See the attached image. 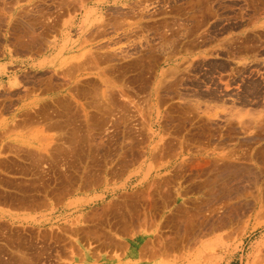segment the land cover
Wrapping results in <instances>:
<instances>
[{"label":"rangeland","instance_id":"1","mask_svg":"<svg viewBox=\"0 0 264 264\" xmlns=\"http://www.w3.org/2000/svg\"><path fill=\"white\" fill-rule=\"evenodd\" d=\"M21 1L30 0H0L1 34L7 16ZM87 1L80 0L86 16L80 59L86 62L82 82L93 81L94 94L81 99L82 105L91 107L83 115L94 117L98 151L108 141L114 154L123 148L131 156L134 142L144 140V149L139 150L144 152L139 162L144 170L132 166L123 182L115 185L113 179L118 191L106 199L113 207L112 218L103 210L91 228L66 225L70 240L65 241L34 235L25 242L17 233L16 241L0 240V264H84L83 242L69 235L77 226L90 228L86 243L98 249L91 264H264V0H95L97 26L104 24L105 11H112L114 20L107 41L98 35L93 42L86 36ZM118 9L127 10L129 17H117ZM132 78L145 80L143 95L132 96L127 89ZM217 103L223 105L219 110L213 108ZM172 104L185 106L179 123L210 129L218 120L226 134L223 193L210 194L202 212L189 204L187 217L177 225L168 224L167 207L159 210L169 185L165 182L167 187L158 189V167L150 160V154L164 146L166 137L160 129ZM154 138L159 139L157 146ZM232 161L235 168L227 164ZM117 163L112 162L113 168ZM176 199L186 206L189 198L177 193ZM124 202L128 207L122 209ZM206 217L210 234L200 239V222ZM122 235L136 239L138 251H133L136 256L129 263L122 262L128 259L121 260L123 254L116 261L100 251L106 238Z\"/></svg>","mask_w":264,"mask_h":264},{"label":"crops","instance_id":"2","mask_svg":"<svg viewBox=\"0 0 264 264\" xmlns=\"http://www.w3.org/2000/svg\"><path fill=\"white\" fill-rule=\"evenodd\" d=\"M64 1L55 5L48 0L21 1V6L15 13L11 11L7 16L2 33L0 240L8 243L17 240V233L20 235L19 239L25 242L32 241L34 235L43 236L44 240L49 241L70 240L65 236L66 225L89 224L91 228V225L98 223L97 217L104 212L103 210L105 217L109 214L112 218L113 207L108 206L106 199L118 191L113 188V179L116 178L115 185L123 182L132 166L144 170V163L139 165V162L144 160V152L139 151L144 149V140L134 142L133 148L136 147V151H132L131 156L128 152H123V148L120 153L114 154L109 148L111 142L105 141L99 151L96 147L98 144L94 117L91 114L89 117L83 115L88 111L87 105L80 103L82 98L90 97L94 93V90H91L93 81L88 79L82 82L84 77L81 72L82 65L86 62L82 63L79 56L82 52L81 24L83 19L86 20V16L80 8V0H69L68 6ZM94 1L88 0L86 3L89 13L88 23H85V27L88 26L86 36L90 42H93L98 35H104L107 41V36L112 34L114 14L112 11H105L104 24L98 27L97 5L93 3ZM115 13L122 20L129 17L127 10L118 9ZM88 48L91 49L92 46L89 45ZM143 83V79L132 78L128 82L127 89L131 91L132 96L143 95ZM222 107L223 105L219 103L213 105L217 110ZM184 108L185 106L176 104L168 106L166 111L168 121L160 129L166 137L164 146L159 147L158 152L156 150L150 154V160L158 167V189L161 191L162 187L166 186L165 182L169 185L167 199L159 210L167 207L165 210L168 211L165 215L168 224L176 225L182 218L187 217V212L192 208L189 204H196L202 212L203 204L208 205L209 195L223 193L225 186L224 125L216 120L211 123L210 129L209 126L198 129L196 126H191L190 122L179 123L178 119ZM232 138L235 140V135ZM157 141L159 139L154 138V146H157ZM76 151H80V154ZM130 159L135 160V163H128ZM113 161L118 162L117 168H113ZM227 164L232 168L236 167L235 161ZM117 169L121 171H114ZM181 169L186 171L183 172ZM119 192L125 193L124 190ZM128 193L126 190L127 195ZM177 193H181L183 199L189 198L186 206H182L176 199ZM124 207H128L127 202L121 204V208ZM209 225L208 217L206 220L201 219L200 233L197 234L200 239H208ZM71 228L72 232L69 235L72 239L84 244L86 254L83 256L86 257L83 263L91 264L98 249L86 243L91 239L88 231L90 228L88 230L78 226ZM106 239L107 243L105 248L100 249L101 253L105 250L109 253L107 256L114 257L112 259L116 261L119 257L117 255L123 254L120 259L128 258L122 261L125 263H129L136 256L134 252L138 250L134 248L135 238L122 235L118 238ZM112 259L107 261L110 262Z\"/></svg>","mask_w":264,"mask_h":264},{"label":"bare ground","instance_id":"3","mask_svg":"<svg viewBox=\"0 0 264 264\" xmlns=\"http://www.w3.org/2000/svg\"><path fill=\"white\" fill-rule=\"evenodd\" d=\"M39 1V0H38ZM41 2V1H40ZM75 2V1H74ZM13 3V2H12ZM55 3V2H54ZM72 3V2H71ZM75 3H77V2H75ZM13 4H15V3H13ZM78 4V3H77ZM8 5H9V3H8ZM65 5V4H64ZM30 6H32V5H30ZM68 6V5H67ZM25 7V6H24ZM39 8V7H38ZM72 8H74L73 6H72ZM57 9V8H56ZM64 9V8H63ZM75 9V8H74ZM32 10V9H31ZM41 10V9H40ZM44 10V9H43ZM73 10V9H72ZM58 12V11H57ZM23 13V12H22ZM55 13V12H54ZM18 14V13H17ZM25 14V13H24ZM45 14V13H44ZM31 15V14H30ZM36 16V15H35ZM33 17V16H32ZM30 18V17H29ZM17 19V18H16ZM33 19H34V17H33ZM36 20V19H35ZM58 20V19H57ZM19 21V20H18ZM37 21V20H36ZM38 21H39V19H38ZM36 23V22H35ZM47 23H48V21H47ZM25 24V23H24ZM29 25V24H28ZM51 25V24H50ZM13 26V25H12ZM18 26V25H17ZM20 26V25H19ZM47 26V25H46ZM16 27V26H15ZM28 27V26H27ZM49 27V26H48ZM23 29V28H22ZM26 31H28V30H26ZM8 32V31H7ZM11 32V31H10ZM33 32V31H32ZM40 32V31H39ZM48 32H50V31H48ZM14 33V32H13ZM25 33V32H24ZM28 33V32H27ZM47 33V32H46ZM31 34V33H30ZM33 34H34V32H33ZM92 34V33H91ZM32 35V34H31ZM15 36V35H14ZM33 37V36H32ZM49 37V36H48ZM91 37V36H90ZM95 38V37H94ZM32 39H34V38H32ZM93 39V38H92ZM15 40H17V39H15ZM42 40V39H41ZM25 41V40H24ZM27 42V41H26ZM25 42V43H26ZM48 42H49V40H48ZM48 42H46V43H48ZM21 44V43H20ZM82 53V52H81ZM94 54H95V52H94ZM96 55V54H95ZM94 55V56H95ZM80 56V55H79ZM95 58V57H94ZM97 59V58H96ZM138 59V58H137ZM94 60V59H93ZM138 62V61H137ZM142 62V61H141ZM139 63V62H138ZM73 67V66H72ZM76 68V67H75ZM137 72V71H136ZM136 76V75H135ZM138 76V75H137ZM136 76V77H137ZM144 76V75H143ZM140 78V77H139ZM145 79V78H144ZM145 81V80H144ZM117 83V82H116ZM137 83V82H136ZM50 84V83H49ZM93 85V84H92ZM138 86V85H137ZM80 87V86H79ZM83 89V88H82ZM108 89V88H107ZM87 90H88V88H87ZM91 90H93V89H91ZM90 90V91H91ZM96 91V90H95ZM100 92V91H99ZM82 93V92H81ZM85 93V92H84ZM97 93H98V91H97ZM96 93V94H97ZM112 93V92H111ZM79 94H80V92H79ZM89 94V93H88ZM94 94V93H93ZM109 94V93H108ZM113 94V93H112ZM127 94V93H126ZM75 95V94H74ZM100 95V94H99ZM128 95V94H127ZM80 96V95H79ZM85 96V95H84ZM81 97V96H80ZM110 97V96H109ZM7 98H8V96H7ZM90 98V97H89ZM107 98V97H106ZM113 98V97H112ZM87 99V98H86ZM93 99H95V98H93ZM66 100H67V98H66ZM71 100V99H70ZM69 100V101H70ZM107 100V99H106ZM112 100V99H111ZM132 100V99H131ZM11 101V100H10ZM60 101V100H59ZM114 101V100H113ZM89 102H90V100H89ZM88 102V103H89ZM56 103V102H55ZM60 103H61V101H60ZM71 103V102H70ZM87 103V104H88ZM99 103V102H98ZM103 103V102H102ZM46 105V104H45ZM61 105V104H60ZM77 105V104H76ZM89 105V104H88ZM87 105V107H90V106H88ZM91 105V104H90ZM105 105V104H104ZM131 105V104H130ZM48 106V105H47ZM71 106V105H70ZM100 106V105H99ZM59 107H61V106H59ZM79 107V106H78ZM86 107V106H85ZM84 107V108H85ZM92 107H93V105H92ZM67 108V107H66ZM96 108V107H95ZM98 108V107H97ZM104 108V107H103ZM50 109V108H49ZM62 109V108H61ZM87 109V108H86ZM90 109H91V107H90ZM105 109V108H104ZM65 110V109H64ZM75 110H76V108H75ZM93 110V109H92ZM45 111V110H44ZM63 111V110H62ZM96 111V110H95ZM102 111V110H101ZM104 111H106V109L104 110ZM113 111V110H112ZM86 112V111H85ZM114 112V111H113ZM118 112V111H117ZM124 112V111H123ZM122 112V113H123ZM132 112H134V111H132ZM138 112V111H137ZM63 113H65L64 111H63ZM79 113V112H78ZM101 114V113H100ZM107 115H109L108 113H106ZM127 114V113H126ZM78 115V114H77ZM96 115V114H95ZM94 115V116H95ZM43 116V115H42ZM47 116V115H46ZM49 116V115H48ZM68 116V115H67ZM90 116V115H89ZM98 116V115H97ZM37 117V116H36ZM54 117V116H53ZM75 117V116H74ZM82 117V116H81ZM134 117V116H133ZM140 117V116H139ZM41 118H43V117H41ZM63 118V117H62ZM83 118V117H82ZM81 118V119H82ZM109 117H107V119H108ZM121 118V117H120ZM50 119V118H49ZM55 119V118H54ZM77 119V118H76ZM90 119V118H89ZM125 119V118H124ZM35 120V119H34ZM53 120V119H52ZM91 120V119H90ZM93 120V119H92ZM113 120V119H112ZM120 120V119H119ZM118 120V121H119ZM121 120H122V118H121ZM95 121V120H94ZM93 122V121H92ZM106 122V121H105ZM49 123H51V122H49ZM115 123V122H114ZM111 124V123H110ZM113 124V123H112ZM119 124H120V122H119ZM50 125V124H49ZM94 127V126H93ZM98 127V126H97ZM99 128H101V127H99ZM129 128V127H128ZM90 129V128H89ZM132 129V128H131ZM77 130V129H76ZM98 130V129H97ZM102 130V129H101ZM120 130V129H119ZM60 131V130H59ZM73 131V130H72ZM81 131V130H80ZM84 131V130H83ZM82 131V134L84 133ZM87 131V130H86ZM58 133V132H57ZM75 133V132H74ZM134 133V132H133ZM64 134V133H63ZM77 134V133H76ZM90 135V134H89ZM109 135V134H108ZM60 136V135H59ZM64 136V135H63ZM74 136V135H73ZM72 136V137H73ZM125 136V135H124ZM79 137V136H78ZM85 137V136H84ZM131 137V136H130ZM87 138V137H86ZM57 139V138H56ZM73 139H74V137H73ZM80 139H83V138H80ZM89 139V138H88ZM110 139V138H109ZM59 140V139H58ZM75 140V139H74ZM111 140V139H110ZM115 140H117V139H115ZM119 140V139H118ZM140 140V139H139ZM138 140V141H139ZM56 141V140H55ZM81 141V140H80ZM89 141V140H88ZM92 141V140H91ZM59 142V141H58ZM74 142V141H73ZM77 142V141H76ZM90 142V141H89ZM103 142V141H102ZM108 142V141H107ZM63 143V142H62ZM62 143H60V144H62ZM69 143V142H68ZM75 143V142H74ZM82 143V142H81ZM80 143V144H81ZM110 143V142H109ZM108 143V144H109ZM128 143V142H127ZM130 143V142H129ZM55 144V143H54ZM64 144V143H63ZM69 144H71V143H69ZM100 144H102V143H100ZM104 144V143H103ZM115 144V143H114ZM75 145V144H74ZM83 145V144H82ZM139 145V144H138ZM64 146V145H63ZM67 146H68V144H67ZM76 146V145H75ZM113 146V145H112ZM123 146V145H122ZM58 147V146H57ZM56 147V148H57ZM61 147V146H60ZM69 147V146H68ZM79 147V146H78ZM87 147V146H86ZM90 147V146H89ZM96 147H98V146H96ZM116 147V146H115ZM132 147V146H131ZM71 148V147H70ZM82 148H84V147H82ZM81 148V149H82ZM100 148H102V146L100 147ZM111 148V147H110ZM136 148V147H135ZM54 149V148H53ZM64 149V148H63ZM66 149V148H65ZM74 149V148H73ZM86 149V148H85ZM131 149V148H130ZM140 149V148H139ZM17 150V149H16ZM52 150V149H51ZM55 150V149H54ZM90 150H91V148H90ZM93 150V149H92ZM19 151V150H18ZM53 151V150H52ZM94 151V150H93ZM125 151V150H124ZM134 151V150H133ZM138 151V150H137ZM56 152V151H55ZM75 152V151H74ZM76 152H78V151H76ZM80 152V151H79ZM78 152V153H79ZM97 152V151H96ZM118 152V151H117ZM45 153V152H44ZM57 153V152H56ZM62 153V152H61ZM84 153V152H83ZM91 153V152H90ZM59 154V153H58ZM80 154V153H79ZM92 154V153H91ZM132 154V153H131ZM57 155V154H56ZM75 155V154H74ZM120 156V155H119ZM124 156V155H123ZM47 157H48V155H47ZM79 157H81V156H79ZM93 157V156H92ZM50 158V157H49ZM55 158V157H54ZM82 158V157H81ZM84 158V157H83ZM94 158V157H93ZM47 159V158H46ZM45 159V160H46ZM52 159V158H51ZM124 159V158H123ZM138 158H136V160H137ZM41 160H43V159H41ZM110 160V159H109ZM133 160V159H132ZM48 161V160H47ZM55 161V160H54ZM80 161V160H79ZM78 161V162H79ZM98 161V160H97ZM120 161V160H119ZM135 161V160H134ZM49 162V161H48ZM68 162V161H67ZM121 162H123V161H121ZM137 162V161H136ZM48 164V163H47ZM68 164V163H67ZM131 164V163H130ZM42 165V164H41ZM59 165V164H58ZM65 165H66V163H65ZM108 165V164H107ZM119 165V164H118ZM39 166V165H38ZM90 166V165H89ZM113 166V165H112ZM111 166V167H112ZM42 166H40V168H41ZM68 167V166H67ZM79 167V166H78ZM91 167V166H90ZM66 168V167H65ZM95 168V167H94ZM102 168V167H101ZM117 168V167H116ZM120 168V167H119ZM127 168V167H126ZM69 169V168H68ZM67 169V170H68ZM33 170V169H32ZM39 170V169H38ZM45 170V169H44ZM95 170V169H94ZM99 170V169H98ZM118 170V169H117ZM123 170V169H122ZM34 171V170H33ZM48 171V170H47ZM50 171V170H49ZM121 171V170H120ZM57 172V171H56ZM62 172V171H61ZM54 173H55V171H54ZM92 173H94V172H92ZM91 173V174H92ZM36 174V173H35ZM39 174V173H38ZM63 174H65V173H63ZM69 174V173H68ZM90 174V173H89ZM44 175V174H43ZM99 175V174H98ZM41 176V175H40ZM46 176H47V174H46ZM64 176H66V175H64ZM95 176V175H94ZM56 177V176H55ZM76 177V176H75ZM112 177V176H111ZM110 177V178H111ZM84 178V177H83ZM92 178V177H91ZM113 178V177H112ZM42 179V178H41ZM50 179V178H49ZM56 179V178H55ZM60 179H61V177H60ZM75 179V178H74ZM38 180V179H37ZM110 180V179H109ZM58 181V180H57ZM62 181V180H61ZM91 181V180H90ZM89 181V182H90ZM95 181H96V179H95ZM84 182V181H83ZM42 183V182H41ZM51 183V182H50ZM160 183V182H159ZM163 183V182H162ZM44 184V183H43ZM77 184V183H76ZM95 185H96V182L94 183ZM20 185H21V183H20ZM59 185V184H58ZM98 185V184H97ZM160 185V184H159ZM87 186V185H86ZM90 186V185H89ZM153 186V185H152ZM162 186V185H161ZM24 187V186H23ZM48 187V186H47ZM167 187V186H166ZM41 188V187H40ZM43 188V187H42ZM82 188V187H81ZM55 189V188H54ZM172 189V188H171ZM52 190V189H51ZM61 190V189H60ZM54 191V190H53ZM165 191H166V189H165ZM158 192V191H157ZM169 192V191H168ZM172 192V191H171ZM53 193V192H52ZM140 193V192H139ZM144 193V192H143ZM156 193V192H155ZM132 194V193H131ZM141 194V193H140ZM133 195V194H132ZM170 195V194H169ZM17 196V195H16ZM19 196V195H18ZM25 196V195H24ZM31 196V195H30ZM143 196V195H142ZM163 196V195H162ZM27 197V196H26ZM53 197V196H52ZM124 197H126V196H124ZM144 197V196H143ZM29 198V197H28ZM54 198V197H53ZM123 201V200H122ZM125 201V200H124ZM129 201V200H128ZM20 202V201H19ZM23 202V201H22ZM46 202V201H45ZM130 202V201H129ZM128 202V203H129ZM24 203V202H23ZM19 205V204H18ZM40 205V204H39ZM114 205V204H113ZM117 205V204H116ZM115 205V206H116ZM124 206V205H123ZM118 207V206H117ZM30 208H31V206H30ZM123 221V220H122ZM13 234V233H12ZM16 234V233H15ZM6 235V234H5ZM31 235V234H30ZM2 239V238H1ZM12 240V239H11ZM13 242V241H12Z\"/></svg>","mask_w":264,"mask_h":264}]
</instances>
